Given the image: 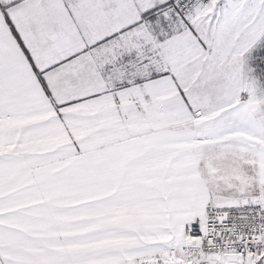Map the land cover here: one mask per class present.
<instances>
[{"label": "snow or ice", "instance_id": "obj_1", "mask_svg": "<svg viewBox=\"0 0 264 264\" xmlns=\"http://www.w3.org/2000/svg\"><path fill=\"white\" fill-rule=\"evenodd\" d=\"M0 264H264V0H0Z\"/></svg>", "mask_w": 264, "mask_h": 264}]
</instances>
